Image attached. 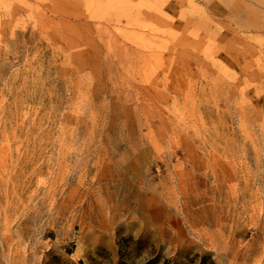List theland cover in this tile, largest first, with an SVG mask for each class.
Here are the masks:
<instances>
[{
    "label": "rangeland",
    "instance_id": "obj_1",
    "mask_svg": "<svg viewBox=\"0 0 264 264\" xmlns=\"http://www.w3.org/2000/svg\"><path fill=\"white\" fill-rule=\"evenodd\" d=\"M249 1L0 0V264H264Z\"/></svg>",
    "mask_w": 264,
    "mask_h": 264
},
{
    "label": "bare ground",
    "instance_id": "obj_2",
    "mask_svg": "<svg viewBox=\"0 0 264 264\" xmlns=\"http://www.w3.org/2000/svg\"><path fill=\"white\" fill-rule=\"evenodd\" d=\"M251 2L254 6L259 7L261 5V1L260 0H251L249 1ZM215 15L216 18H219L220 16L218 15L217 11L213 13ZM230 18L233 20H230L231 22H233V24L235 26H238L239 30H244L245 28H252V26H254L252 23L246 24L244 21H240V19H237V16L234 17L232 16L233 14H229ZM254 28V27H253Z\"/></svg>",
    "mask_w": 264,
    "mask_h": 264
}]
</instances>
